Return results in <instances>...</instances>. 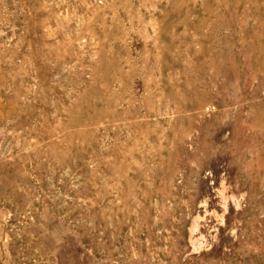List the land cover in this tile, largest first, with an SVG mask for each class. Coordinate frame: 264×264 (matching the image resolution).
<instances>
[{"label":"rangeland","instance_id":"rangeland-1","mask_svg":"<svg viewBox=\"0 0 264 264\" xmlns=\"http://www.w3.org/2000/svg\"><path fill=\"white\" fill-rule=\"evenodd\" d=\"M0 264H264V0H0Z\"/></svg>","mask_w":264,"mask_h":264}]
</instances>
